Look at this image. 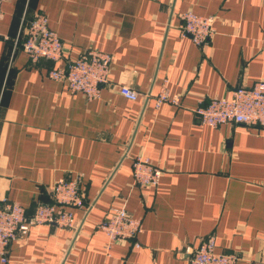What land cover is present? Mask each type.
<instances>
[{"label": "crops", "instance_id": "crops-1", "mask_svg": "<svg viewBox=\"0 0 264 264\" xmlns=\"http://www.w3.org/2000/svg\"><path fill=\"white\" fill-rule=\"evenodd\" d=\"M186 10L215 17L203 48L179 34ZM0 12V204L31 214L59 178L85 193L74 228L33 226L0 264H188L184 248L208 236L238 264H264V128L204 125L193 111L264 80V0H0ZM37 13L63 44L57 61L22 49ZM88 48L113 58L92 100L47 75ZM162 85L177 104L155 107ZM137 156L162 169L156 185H132ZM121 205L142 231L107 248L98 224Z\"/></svg>", "mask_w": 264, "mask_h": 264}, {"label": "built area", "instance_id": "built-area-1", "mask_svg": "<svg viewBox=\"0 0 264 264\" xmlns=\"http://www.w3.org/2000/svg\"><path fill=\"white\" fill-rule=\"evenodd\" d=\"M1 15V12H0ZM179 34L189 37L197 46L205 47L213 35L214 15H202L186 10L179 14ZM21 30L24 34L22 49L31 63L41 59L57 61L63 56V44L58 34L49 27L47 17L37 13ZM113 61L108 52L88 48L75 58H67L60 67L48 70L49 78L63 81L74 92L92 100L99 97L101 88L109 84V71ZM118 92L127 99H137L139 93L129 85H121ZM163 102L178 103V96H170L162 85L155 96V107ZM199 122L218 126L223 123L264 128V80L250 86L237 85L229 96H212L200 101L194 108ZM132 185L154 186L162 176V169L147 158L137 156L132 162ZM49 202H37L31 214L16 201L0 204V259L6 260L9 243L24 235L36 225L54 224L61 228L75 227L74 207H83L85 193L78 179L59 178L49 191ZM107 237V248L112 243L129 241L142 231L140 218L134 217L124 205L114 207L98 224ZM139 246L138 242H134ZM188 264H238L234 251L215 250L214 236L202 239L197 246L184 248Z\"/></svg>", "mask_w": 264, "mask_h": 264}]
</instances>
